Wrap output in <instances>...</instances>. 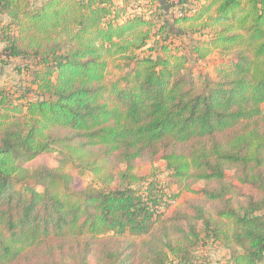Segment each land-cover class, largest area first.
<instances>
[{"label":"trees","instance_id":"16d2710c","mask_svg":"<svg viewBox=\"0 0 264 264\" xmlns=\"http://www.w3.org/2000/svg\"><path fill=\"white\" fill-rule=\"evenodd\" d=\"M132 1L0 0V63L32 77L26 101L0 85V264H196L210 242L230 264L264 260V0H146L150 17ZM164 7L182 13L164 22ZM192 34L190 54L173 45ZM151 37L155 56L139 57ZM213 54L230 65L194 77ZM117 61L135 66L109 80ZM55 149L126 171L72 191L61 170L28 167ZM158 159L169 197L134 172Z\"/></svg>","mask_w":264,"mask_h":264},{"label":"rangeland","instance_id":"374dc122","mask_svg":"<svg viewBox=\"0 0 264 264\" xmlns=\"http://www.w3.org/2000/svg\"><path fill=\"white\" fill-rule=\"evenodd\" d=\"M34 6L37 5L41 0H32ZM179 0H176L178 2ZM148 1L146 0H133L131 12H134L139 15L145 14L147 17L151 16V12L148 11ZM188 6V5H187ZM176 8L168 9H159L160 20L164 22H171L173 13H175ZM203 37H206L203 35ZM201 36L199 34H192L188 37L184 36L183 38H175L173 45L179 46V49L186 53H191L194 42H196ZM159 46V39L157 37H151L148 44L144 49L138 51V56L142 57L144 55L155 56L156 50ZM122 61H117L114 63L109 70V80L122 79L125 75L129 74L130 71L134 68L135 64L121 65ZM231 63V58H223L217 54H213L207 61L203 63H194L189 64L190 69L196 78H200L201 81L204 78L216 79L217 70L222 66H228ZM120 64V65H119ZM32 66V65H31ZM33 69V66H32ZM31 75L30 71L23 67V62L19 59H12L8 64L0 63V85L8 88L11 92H14L16 96H20L21 101H26L22 98V95L25 92V87L31 85ZM123 86H133V83H126L122 80ZM66 155V153H65ZM63 155V152L60 149H55L53 151L46 152L41 156L37 157L33 162L28 164V167L31 172L37 170V168L47 166L50 168H56L64 172L69 177L66 179V182L69 185L70 190L82 191L86 190L89 187H101L103 181L111 182L113 185H118L121 183L120 175L122 172L126 171L125 168H114L113 165L107 162L103 158L97 159L96 166L102 167L103 171L109 172L113 175L112 178L107 177L105 174H96L92 170V165L82 163L79 159H73L68 157V155ZM134 172L148 176L149 180L157 179L159 181L160 187L166 196L173 195L179 192L174 183L169 181V172L166 170L165 163L162 159H158L153 163H141L137 162L135 165ZM29 185H35L36 180L33 178H28L26 180ZM25 182H16L17 188H22ZM197 189V188H196ZM195 191H184L177 202L181 203L186 198L195 196ZM126 240L135 242L139 245L140 248L143 247L144 242L149 239V236H132L127 234L125 236ZM172 239H174L172 237ZM231 251L224 248L219 244H211L199 246L194 249V262L196 264H230ZM264 264V260L260 263Z\"/></svg>","mask_w":264,"mask_h":264},{"label":"built area","instance_id":"2783aa9c","mask_svg":"<svg viewBox=\"0 0 264 264\" xmlns=\"http://www.w3.org/2000/svg\"><path fill=\"white\" fill-rule=\"evenodd\" d=\"M176 12L178 15H181V13H182L180 10H176Z\"/></svg>","mask_w":264,"mask_h":264}]
</instances>
